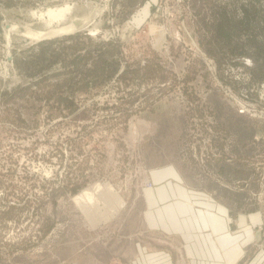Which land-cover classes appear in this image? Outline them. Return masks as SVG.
<instances>
[{
    "label": "rangeland",
    "instance_id": "rangeland-1",
    "mask_svg": "<svg viewBox=\"0 0 264 264\" xmlns=\"http://www.w3.org/2000/svg\"><path fill=\"white\" fill-rule=\"evenodd\" d=\"M110 3L0 0V264H130L149 170L174 161L230 208L223 264H264V0Z\"/></svg>",
    "mask_w": 264,
    "mask_h": 264
},
{
    "label": "crops",
    "instance_id": "crops-1",
    "mask_svg": "<svg viewBox=\"0 0 264 264\" xmlns=\"http://www.w3.org/2000/svg\"><path fill=\"white\" fill-rule=\"evenodd\" d=\"M149 174L154 187L144 192L142 213L145 218L141 230L130 233L134 244L130 264H145V259L150 264H173L175 253V258L180 255L193 264L197 261L201 262L199 264H223L225 246L239 244V232H235L230 208L215 197L216 192L190 185L189 172L183 171L175 161L154 167ZM108 190L120 201L111 187ZM87 195L92 201L93 197ZM144 231L153 237L158 247L145 246Z\"/></svg>",
    "mask_w": 264,
    "mask_h": 264
},
{
    "label": "water",
    "instance_id": "water-1",
    "mask_svg": "<svg viewBox=\"0 0 264 264\" xmlns=\"http://www.w3.org/2000/svg\"><path fill=\"white\" fill-rule=\"evenodd\" d=\"M111 0H108V4L106 7V10L109 11L110 10V3ZM102 9H98L96 8L94 10V12H90L88 15L82 16V17H78L75 16L70 20V23H72L73 27L68 29V30H59V29H51L48 28L45 31H43V35L39 36L36 38V40L38 41H48L51 39H56V38H61L64 36H70L73 35L75 33H78L80 31H83L85 29H87V27L89 26V24L92 22L93 18L96 16V14L98 12H101ZM94 28V27H93ZM95 29V28H94Z\"/></svg>",
    "mask_w": 264,
    "mask_h": 264
},
{
    "label": "bare ground",
    "instance_id": "bare-ground-1",
    "mask_svg": "<svg viewBox=\"0 0 264 264\" xmlns=\"http://www.w3.org/2000/svg\"><path fill=\"white\" fill-rule=\"evenodd\" d=\"M74 5H76L74 3ZM75 7V6H74ZM72 9L73 7L71 5H65L64 7L62 8H59V9H51V10H48L47 11V14L49 15L50 17V22H53V21H59V20H62V21H65V19L67 18V14L68 13H71L72 12ZM75 9V8H74ZM73 9V10H74ZM43 15V14H42ZM71 15V14H70ZM69 19V18H68ZM59 25V24H58ZM73 25L72 23H68L67 25H64V26H60L59 28L57 27L56 29H59V30H68L70 28H72ZM12 28V27H11ZM52 28V27H51ZM55 30V29H54ZM31 37H33L34 39H36L37 37L43 35L42 32H30L29 33Z\"/></svg>",
    "mask_w": 264,
    "mask_h": 264
},
{
    "label": "flooded vegetation",
    "instance_id": "flooded-vegetation-1",
    "mask_svg": "<svg viewBox=\"0 0 264 264\" xmlns=\"http://www.w3.org/2000/svg\"><path fill=\"white\" fill-rule=\"evenodd\" d=\"M32 33V32H31Z\"/></svg>",
    "mask_w": 264,
    "mask_h": 264
}]
</instances>
